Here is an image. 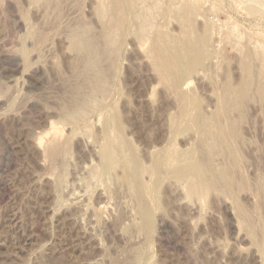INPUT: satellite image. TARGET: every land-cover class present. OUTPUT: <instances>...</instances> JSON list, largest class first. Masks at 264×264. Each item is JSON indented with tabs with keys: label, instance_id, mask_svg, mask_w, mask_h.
I'll list each match as a JSON object with an SVG mask.
<instances>
[{
	"label": "rangeland",
	"instance_id": "rangeland-1",
	"mask_svg": "<svg viewBox=\"0 0 264 264\" xmlns=\"http://www.w3.org/2000/svg\"><path fill=\"white\" fill-rule=\"evenodd\" d=\"M263 77L264 0H0V264H264Z\"/></svg>",
	"mask_w": 264,
	"mask_h": 264
},
{
	"label": "bare ground",
	"instance_id": "bare-ground-1",
	"mask_svg": "<svg viewBox=\"0 0 264 264\" xmlns=\"http://www.w3.org/2000/svg\"><path fill=\"white\" fill-rule=\"evenodd\" d=\"M210 24V23H209ZM212 27V26H211ZM110 32V31H109ZM110 35V34H109ZM108 36V35H107ZM109 37H107V39H108ZM78 46V45H77ZM82 47H84V46H82ZM84 49V48H83ZM90 49V48H89ZM89 53V52H88ZM262 64V63H261ZM260 64V65H261ZM252 66V65H251ZM259 67V66H258ZM217 69V68H216ZM220 71V70H219ZM259 71V70H258ZM257 71V72H258ZM216 72V71H215ZM217 73V72H216ZM260 73V72H259ZM215 74V73H214ZM258 76V75H257ZM264 78V77H263ZM264 80V79H263ZM245 85V84H244ZM264 86V85H263ZM233 87V86H232ZM237 87V86H236ZM250 87V86H249ZM238 89V88H237ZM218 90V89H217ZM235 100V99H234ZM78 111H79V109H78ZM241 111V110H240ZM82 112V111H81ZM70 115V114H69ZM70 118V117H69ZM230 119V118H229ZM75 120V119H74ZM226 124V123H225ZM229 127V126H228ZM215 131V130H214ZM216 137H217V135H216ZM57 143V142H56ZM52 144V143H51ZM54 145H55V143H53ZM53 145V146H54ZM56 145H58V144H56ZM55 145V146H56ZM235 150V149H234ZM113 152V151H112ZM59 153V150L57 149V148H53V149H50V151H49V155H50V157H55L57 154ZM113 155V154H112ZM237 155V154H236ZM248 156V155H247ZM253 164V163H252ZM224 165V164H223ZM200 166V165H199ZM224 168H225V166H224ZM200 170L198 169V171L197 172H199ZM201 172V171H200ZM199 172V173H200ZM224 172V171H223ZM201 174V173H200ZM258 174V173H257ZM194 175V174H193ZM202 176H203V174H201ZM197 176V175H196ZM202 176H199V177H202ZM200 179V178H199ZM202 179V178H201ZM193 181H196V180H193ZM202 181V180H201ZM235 181V180H234ZM224 182V181H223ZM192 183V182H191ZM190 185V184H189ZM251 185V184H250ZM203 186V185H202ZM236 187V186H235ZM204 190V189H203ZM255 190V189H254ZM259 192V191H258ZM255 202V201H254ZM254 218V217H253Z\"/></svg>",
	"mask_w": 264,
	"mask_h": 264
}]
</instances>
